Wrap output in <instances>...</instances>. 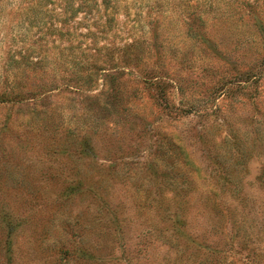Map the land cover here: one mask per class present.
I'll list each match as a JSON object with an SVG mask.
<instances>
[{
    "label": "rangeland",
    "instance_id": "rangeland-1",
    "mask_svg": "<svg viewBox=\"0 0 264 264\" xmlns=\"http://www.w3.org/2000/svg\"><path fill=\"white\" fill-rule=\"evenodd\" d=\"M0 264H264V0H0Z\"/></svg>",
    "mask_w": 264,
    "mask_h": 264
}]
</instances>
